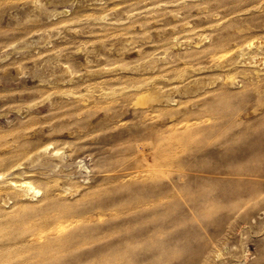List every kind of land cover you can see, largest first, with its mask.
<instances>
[{
	"label": "rangeland",
	"instance_id": "1",
	"mask_svg": "<svg viewBox=\"0 0 264 264\" xmlns=\"http://www.w3.org/2000/svg\"><path fill=\"white\" fill-rule=\"evenodd\" d=\"M0 16V229L30 217L0 237L9 264H39L28 208L50 185L49 215L75 213L57 264H264V177L227 175L252 163L233 156L264 106V0H0Z\"/></svg>",
	"mask_w": 264,
	"mask_h": 264
},
{
	"label": "bare ground",
	"instance_id": "2",
	"mask_svg": "<svg viewBox=\"0 0 264 264\" xmlns=\"http://www.w3.org/2000/svg\"><path fill=\"white\" fill-rule=\"evenodd\" d=\"M2 16H0V19ZM263 75V74H261ZM260 76V75H258ZM219 116L216 118V124L219 127H224L230 129L229 123L232 121L234 114L233 111L229 109H219ZM247 114L251 116V125L254 127L253 132L246 129H241L240 132L245 134L247 140L245 142L237 141L236 147L238 148L237 153L233 156L236 161H242L245 158L251 160V164H247L246 167H234L233 171L227 172V175L230 173L244 175V176H258L264 177V106L261 104V99L257 102L255 107L246 111ZM238 114V113H237ZM244 136V135H243ZM245 138V137H244ZM233 141H235L233 139ZM235 147V145H234ZM231 154V153H230ZM246 159V160H247ZM242 164V163H241ZM225 174V173H224ZM21 186H26L28 190L33 191L35 194L40 192V189L34 186L29 180H23L20 182ZM51 185L47 189L49 193L45 196L47 202L42 207L38 208L34 205H31L28 209L31 212H35L37 215V220L32 222L30 226L33 233L42 238V243L39 247L35 248H25L31 253V257L37 259L39 264H57V261L61 254L67 250L71 242L68 237V232L66 233L65 226L68 225L73 218H75V213L71 210L70 207H63L62 209L56 210L54 214L49 215V206L52 204L51 198L52 194ZM27 191V190H26ZM21 212V211H20ZM30 217H14L11 216L12 221H7L10 224L2 226L0 229V237L7 230V227H14L15 225L21 224L23 221H27ZM24 223V222H23ZM30 229V228H29ZM21 231V230H20ZM22 234V233H21ZM128 249V248H126ZM16 252L14 250H1L0 251V262L2 264H9L15 257ZM28 259V258H27ZM30 259V258H29ZM85 264H89L88 262ZM129 264V263H125ZM191 264H196V259L193 258Z\"/></svg>",
	"mask_w": 264,
	"mask_h": 264
}]
</instances>
